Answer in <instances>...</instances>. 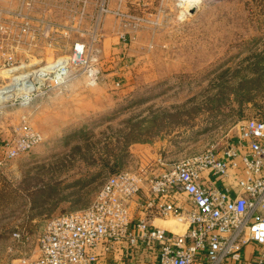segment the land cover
I'll list each match as a JSON object with an SVG mask.
<instances>
[{
    "label": "rangeland",
    "instance_id": "rangeland-1",
    "mask_svg": "<svg viewBox=\"0 0 264 264\" xmlns=\"http://www.w3.org/2000/svg\"><path fill=\"white\" fill-rule=\"evenodd\" d=\"M109 4L131 7L129 0ZM69 5L49 15L52 46L41 40L32 62L67 60L76 41L92 42L87 29L97 3L88 0L80 19ZM158 7H135L153 11L157 23H142L127 46L118 31L95 42L102 49L97 84L74 68V77L29 104H12L15 90L0 99V139L15 136L25 122L44 135L30 151L0 164V264L34 252L49 219L88 206L114 171L168 165L210 147L220 151L240 120L264 116V0H198L186 16L174 0H166L161 13ZM77 23L83 33L70 27ZM104 37L124 48L113 52L107 45L106 51ZM18 55L28 60L26 50ZM1 62L0 89L33 68L6 69ZM23 80L19 92L34 84L29 76Z\"/></svg>",
    "mask_w": 264,
    "mask_h": 264
},
{
    "label": "built area",
    "instance_id": "built-area-1",
    "mask_svg": "<svg viewBox=\"0 0 264 264\" xmlns=\"http://www.w3.org/2000/svg\"><path fill=\"white\" fill-rule=\"evenodd\" d=\"M18 1L15 7L0 5L1 64L6 69L26 65L35 72L32 90H15L12 104H29L62 86L76 75L74 68L97 84L101 48L95 42L104 36L107 14L121 22L123 43L131 41L142 23H157L153 11L137 12L121 4L112 8L109 0H97L87 29L94 35L92 42L76 41L67 60L32 62L41 40L52 46L55 22L49 19L48 0ZM57 1L53 6L71 4L75 18L85 15L88 0ZM165 1H159L158 13ZM174 2L184 16L198 5V0ZM70 27L85 31L78 23ZM21 50L27 51L29 61L19 60ZM43 140V133L25 122L15 136L0 139V164ZM158 218L179 222L185 229L158 225ZM13 236L22 238L21 232ZM7 264H264V116L240 120L220 151L210 147L168 165L110 174L88 206L50 218L35 251Z\"/></svg>",
    "mask_w": 264,
    "mask_h": 264
},
{
    "label": "crops",
    "instance_id": "crops-1",
    "mask_svg": "<svg viewBox=\"0 0 264 264\" xmlns=\"http://www.w3.org/2000/svg\"><path fill=\"white\" fill-rule=\"evenodd\" d=\"M110 1H111L112 4H114V0H110ZM48 2H49V10H48V13L51 16L52 15L51 13H53V11L56 8L55 6H53V3H56L57 4L60 1H57V0H48ZM158 2H159V0H129V4L131 6L130 8H135V7H137L138 4H149V5L152 4V5H154V4H158ZM93 3L96 4L97 3V0H93ZM18 4H19V1L18 0H0V5H2V6L9 5V6L15 7ZM122 5H126L125 1L122 3ZM37 6L40 8L41 7V4H39ZM43 6H45V5H43ZM95 12H96V5H95V11H93L92 14H94ZM117 23H118V21H117V19H116L115 16H113V15L106 16L105 19H104V24H103V34H104V36H113L114 34H117V31L120 32V30L122 29V27H121V25H119V23L117 25ZM120 43L123 44L124 46H127L130 43V41L129 42H126V43H123L120 40ZM103 44H104V46L106 48V51H108V49H109V51L112 50L113 52H115V51H118L117 50L118 48H124L123 45H122L123 47L118 46L117 45L118 42H116V39L113 38V37H107V38L104 37ZM107 45H109L108 49H107ZM105 48H103V51H104ZM238 162H239V165L241 167L243 163L241 162L240 159L238 160ZM225 185H226V183L223 182V186H225ZM155 223L158 224V225H161V226H167L166 225V221H164L162 219H159V218L155 220ZM251 249H252V245H249L247 247V252L251 251Z\"/></svg>",
    "mask_w": 264,
    "mask_h": 264
},
{
    "label": "bare ground",
    "instance_id": "bare-ground-1",
    "mask_svg": "<svg viewBox=\"0 0 264 264\" xmlns=\"http://www.w3.org/2000/svg\"><path fill=\"white\" fill-rule=\"evenodd\" d=\"M23 67L22 68H24L25 66L24 65H22ZM19 68V67H18ZM33 71H24V72H22V73H20V74H18V75H16V76H14L13 77V81H12V83H10V84H8L6 87H4L3 89H0V99H2V98H4V97H12L13 95H14V92H13V90H16L18 87H20L21 86V84H23V83H25L26 81L25 80H23L24 78H26V77H31L33 74ZM20 85V86H19ZM32 85H28V84H26L25 85V88H27L28 90H29V88L31 87ZM25 90V89H24ZM20 92H21V90H20ZM0 103H2V101L0 100ZM166 225L167 226H173V224H171V223H168V222H166ZM173 228H175L176 229V227L174 226Z\"/></svg>",
    "mask_w": 264,
    "mask_h": 264
},
{
    "label": "trees",
    "instance_id": "trees-1",
    "mask_svg": "<svg viewBox=\"0 0 264 264\" xmlns=\"http://www.w3.org/2000/svg\"><path fill=\"white\" fill-rule=\"evenodd\" d=\"M119 170H122V169H118V170L114 171L113 173H115V172H117V171H119Z\"/></svg>",
    "mask_w": 264,
    "mask_h": 264
},
{
    "label": "water",
    "instance_id": "water-1",
    "mask_svg": "<svg viewBox=\"0 0 264 264\" xmlns=\"http://www.w3.org/2000/svg\"><path fill=\"white\" fill-rule=\"evenodd\" d=\"M194 11V10H193ZM32 90V88H29V91H31Z\"/></svg>",
    "mask_w": 264,
    "mask_h": 264
}]
</instances>
